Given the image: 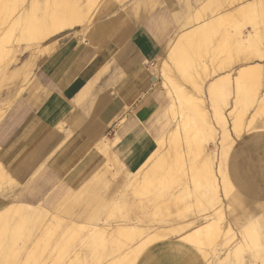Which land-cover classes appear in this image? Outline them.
Returning <instances> with one entry per match:
<instances>
[{
  "label": "bare ground",
  "instance_id": "bare-ground-1",
  "mask_svg": "<svg viewBox=\"0 0 264 264\" xmlns=\"http://www.w3.org/2000/svg\"><path fill=\"white\" fill-rule=\"evenodd\" d=\"M19 1L21 0H0L1 82L19 77H23L24 81L28 79L33 69L32 62L28 63L29 59L24 66L22 65L23 67L19 65L20 67L14 68L13 71L10 67L11 73L8 72V67L18 61L17 53L21 47L24 50H34L31 52V60L34 61L36 57L47 56L54 51L59 35L75 31L77 37L81 39L79 41L87 46L92 45L89 47L93 52L99 53L103 47L101 38L107 40L110 36L107 33L108 26L112 27L109 31L112 35L116 25H119L124 31L119 42L124 47V53L131 52L128 59H139L142 64L145 61L152 63L154 67L159 66L162 83L166 87V98L170 101L165 111L167 116L173 119L174 125L172 124L173 127L166 131L158 132L156 144L162 148L163 154L146 170L138 167L136 171H130L116 165V170L112 172V166L107 160L111 155L110 142H107L104 135L99 140L100 145L97 146L98 142L95 144L97 149L94 150L106 160L101 165L96 164L97 166L95 165L96 167L86 177L78 179L70 191L80 187L81 194L88 192L98 201H102L105 208L110 204L114 206L125 204L127 209L121 215V219L95 220L89 226H78V215L71 216L65 220L66 222L63 221L65 217L55 209L60 207L70 191L64 197L46 203L10 201L4 210H0V264H7L6 256L9 254L12 260L17 257L15 242L18 239H27L36 231L37 226L48 221H54L58 226L66 224V230L70 231L75 227L88 229L89 233L87 235L84 233V239L80 238L84 249L75 254V259L70 261L71 264L76 262L89 264L85 263L89 256L93 260H100L113 255L116 259L109 261V264H139L149 247L171 238L182 240L194 247L205 264H213L217 259L218 262L215 264H264V200H261L264 194L259 192L253 196L245 194L233 180L232 174L233 176L235 174L231 173L230 166L231 154L242 139L264 133V122L256 123L257 115L263 114L264 110V74L260 72L258 66L264 62V0H204L205 5L200 6L201 10L196 8L198 12L193 11L195 12L193 16L190 13L191 4L188 2L187 12L185 11L188 14L180 17L173 34L167 29L156 31L164 43L159 53L147 59L138 58L139 52L128 43L132 34L123 26L122 17L107 18L116 0H31L28 6L17 11V7L20 9L21 6L17 5ZM23 2L26 3V0L20 3ZM94 8L97 10L96 15H107L105 16L107 19L103 21L98 19L94 30L89 31ZM124 11L126 13V10ZM126 14L130 15L129 12ZM82 26L87 30H81ZM144 27L151 31L154 24H147ZM80 33L82 36H79ZM213 34L221 36L214 49ZM81 48L84 49L85 46ZM204 51L210 52L211 61H205ZM220 51L228 54L226 57L230 58V65L237 64L223 73H220L221 68L216 62L218 58L216 54ZM175 72L187 76L192 89L182 87L175 78ZM212 76L214 79L210 83L206 82L207 78ZM206 101L211 104V118L204 108ZM75 108L73 101L67 100V105L62 111L64 120L56 117L43 127L30 122L24 129L21 141L13 142L8 149L0 148V191L4 183L14 177L12 174L15 165L19 164L18 156L23 155L22 166H25L38 150H43V145H48L47 141L56 136L55 132H61L63 124L68 120L69 112ZM2 114L0 110V115ZM218 127L222 132L220 143L215 136V132L219 131ZM112 141L115 140L111 139ZM27 144H32L33 149L26 150ZM174 161L177 165H174ZM164 168L170 178L180 181L181 185L168 188L163 196L160 195L155 202H151L174 204L183 201L190 203L195 200L198 202L195 204L202 203L207 206L205 209L195 206L193 208L190 203L189 206L193 209L189 213L156 226L149 224L150 215L144 204L139 206L141 210L132 212L128 209L133 204L131 198L126 194L123 197L116 196L114 188L124 180L129 183L134 181V186H145L148 189L154 178L160 181L162 174L160 171ZM101 172L102 175L110 173L109 177L108 174L106 176L107 180L102 181ZM131 175L134 177L129 179ZM98 180L102 181L103 184L101 182L100 184L103 190L101 186L99 188ZM123 198L126 200L122 203ZM219 202H224L225 205L217 206ZM47 207H51L50 210ZM108 217L110 218V215ZM64 241L66 242L65 237L62 238L61 235L57 237L56 243L60 247L59 263L62 257L68 254L66 249L64 251L67 246L64 245ZM22 248L18 246L20 251ZM222 253L226 255L220 257Z\"/></svg>",
  "mask_w": 264,
  "mask_h": 264
},
{
  "label": "crops",
  "instance_id": "crops-1",
  "mask_svg": "<svg viewBox=\"0 0 264 264\" xmlns=\"http://www.w3.org/2000/svg\"><path fill=\"white\" fill-rule=\"evenodd\" d=\"M178 7L180 4L177 0H161L150 13H140L138 17L131 15V22L136 28L128 43L137 49L138 58H151L162 47L164 40L159 39L156 31L167 29L173 34L178 26L174 13ZM151 18L154 28L148 31L144 25ZM63 34L56 38V48L49 55L38 56L32 61V54L22 49L18 61L8 67L11 73L10 67L13 71L16 67L24 66L29 59L28 63L32 62L33 68L29 80L24 81L23 77H19L0 81V110L4 111L0 117L1 150L21 141L24 129L30 122L43 127L56 117L64 120L62 111L67 100H72L76 107L69 112L70 117L63 124L61 132H55L56 136L47 141L48 145H43V150H38L25 166H22L24 157L19 159V164L13 170L14 177L9 182L7 180L4 183L7 186L4 185L3 192L0 191V208L10 201L37 204L64 197L78 179L86 177L96 164L102 162L95 150L104 135L110 142V159L117 167L135 171L156 147L158 132L166 131L171 124L165 111L170 101L157 88L158 80L151 64L145 61L142 64L139 59L129 60L131 52L115 58L113 54L116 48L110 42H105L98 53L79 41L80 37L73 32ZM251 138L250 143H238L230 160L236 185L245 194L253 196L258 192L264 194V160L247 158L243 147L252 150L262 146L256 142L257 134ZM111 139L115 141L111 142ZM32 149V144L26 145V150ZM139 264L205 263L194 247L171 238L149 247Z\"/></svg>",
  "mask_w": 264,
  "mask_h": 264
},
{
  "label": "rangeland",
  "instance_id": "rangeland-1",
  "mask_svg": "<svg viewBox=\"0 0 264 264\" xmlns=\"http://www.w3.org/2000/svg\"><path fill=\"white\" fill-rule=\"evenodd\" d=\"M21 1H25V0H21ZM21 1H19L17 4L18 6L21 5L20 9H18L19 7H17V11H20L22 8L28 6V4L31 0H26V3L25 2L20 3ZM149 1L148 0H116L117 5L114 4V8L112 11L108 10L110 12L107 15H109L110 17L109 16L107 17V15H105V16L107 18H116V17L121 18L122 17L121 22H123V26L126 27V29L132 34L134 32L136 26H135V24H133V22H131L132 21L131 15L136 14L138 17V15L140 13L148 14L152 10H154L157 7V5L160 4L161 0H149ZM177 1L180 4V7H178V9H175V12H174L177 22L179 21L181 16L188 14V13L186 14L188 2L191 4V12H190L191 16H193L195 12H198L197 10H199V9L201 10L202 7L205 5L204 0H177ZM129 2H131V3H129ZM22 4H25V5L23 6ZM153 5H154V7H153ZM200 6H202V7H200ZM196 8H197V10H196ZM94 10H95V12H94ZM94 10H92V12H91V14H93V12H94V14L92 16L93 18H92L91 23H90L91 29L89 31L94 30V26L97 22L107 19V18H105L104 15H99V16L96 15L97 10L95 8H94ZM124 10H126V13L129 12L130 15H127ZM114 11L116 13H114ZM193 11H195V12H193ZM211 14L212 13H210V15ZM94 15H96V16L94 17ZM98 19H99V21H98ZM147 24H151V25L154 24L152 21V18L148 19L145 22V25H147ZM108 28L110 31V28H112V27L108 26ZM80 29L84 30L86 28L85 27L83 28V26H82ZM109 31L107 30L108 35H110L108 37L109 40L108 39L104 40L101 38V42L103 45L100 42L99 43L102 46H104L105 42L112 43L116 48V51L113 54V56L115 58H117L121 54L124 53V47H122V44L119 42L121 34L124 31L119 25H116V30L113 31L114 34L111 35ZM68 32H73L74 34H76V36H78L77 33H75V31H68ZM4 33H5V31H4ZM1 34H2V31L0 30V35ZM81 34L82 33H80L79 36H82ZM215 36H217V37H215ZM218 36L219 35H217V34H213L214 38L212 40L214 43L210 40L211 43H213V45L209 42L213 46L212 47L213 49L215 48L214 45L215 46L217 45L215 43L220 41L221 36H219V37ZM83 38H85V37H83ZM215 40H217V41H215ZM89 46H92V45H89ZM21 48L23 49V47H21ZM22 49L20 50V48H19V51L17 53L18 54L17 57H19ZM28 51L30 53L31 52L33 53L34 50L29 49ZM159 51H160V49L157 51V53H159ZM208 52H205L203 54L205 61H211V54H210V52L209 53ZM216 55L218 58L216 57ZM216 55H215V58H217L216 62H218L217 66L221 68L220 73L226 72L231 66L237 65L234 63L232 65L229 64L230 58L226 57V56H228V54L226 52L224 53L223 51H220V53L218 52ZM164 58H165V55H164ZM14 63H16V62H14ZM147 64H150V63H147ZM151 66L154 70L156 69L153 72V74L155 75L156 80H158V82H157L158 87L157 88L162 90V92H161L162 96H164L166 98V93H165L166 87L162 83L163 78L159 72V69H158L159 66L154 67V65L152 63H151ZM258 66H260V72L262 74H264V62H262V64H260ZM155 72H156V74H155ZM175 75H176L175 78H177V81L180 83V85H182V87L186 88L187 90L192 89L190 80L188 79L187 76H183L179 72H175ZM31 76H32V73H30L27 80H29L31 78ZM213 79H214V76L208 77L206 82L210 83ZM23 89H25V88H23ZM161 93H159V94L161 95ZM167 106H168V104H167ZM210 106H211V104H209V102L206 101V105L204 108H205V111H206L209 118H211V114H212V108ZM262 113L263 114H258L256 117V123L257 124H262L264 122V110ZM1 116L2 115H0V117ZM197 117H199V115ZM169 120L171 123L169 127L172 128L174 125L173 119L169 117ZM169 127L167 128V130L170 129ZM217 129L219 131L215 132V136H216L217 141L220 143L222 132L220 131L219 127ZM251 139L250 138L249 139L244 138L241 141H247L248 143H250ZM256 142L259 144V146L260 145H262V146L255 148V149H252V150L249 148H243V149L245 150V152L247 154V158L249 160L250 159H253V161L254 160L255 161L264 160V133L263 134L262 133L257 134ZM24 152L25 151H23V153ZM162 154H163L162 148L156 144V147L146 157V159H148V162L145 163V161H146V159H145L139 167H141L142 169H145V170L148 169L149 167L154 165V163L160 157H162ZM22 156L23 155H20L18 157L21 158ZM101 158H102V162H100L99 165L103 164V162L106 160L103 157H101ZM107 160H108L109 165L112 166L111 171L113 172L114 170H116V168H115L116 164L110 158H107ZM231 164H232V160H230V166H231ZM174 165H177V163L175 162ZM160 173H162L160 181H159V179L154 178L153 182L149 185L148 189L145 186L144 187L134 186L133 185L134 181H131V183H129L128 181L123 180L120 184H118V185L116 184V187L114 188V192L115 191L116 192L114 194L116 196H119V197H123L124 194L128 195V197L131 198L130 199L131 203H133L131 205V207H128V209L132 210V212H138V210L142 209L139 206L144 204L145 209L149 212V215H150L149 221H151V222H149V224L152 223L153 225H156V226H160V225L166 223L167 221H171L173 219H179V217L185 215L186 213H189V211L192 210L194 208V206H195V208L199 207L201 209H205L204 207H206L207 204H206V206H204L201 202H199L203 205L202 206L201 204H199V205H201V206H199V205H197L198 202H195V200H193V202H190L192 204L193 208L189 206V204H190L189 202H184V201L180 202V203H174V204H171L169 202H163V203L158 202V204L154 203L159 198L160 195L161 196L164 195L163 193L168 188H174L176 186L181 185L180 181L173 180L170 178V176L168 175V172L165 168L162 169L160 171ZM107 174H108V176H107ZM107 174L102 175V172H101L102 181L104 179L107 180L106 176L107 177L110 176V173H107ZM132 177H134V175H131L129 177V179ZM102 181L98 180V182H97V183H99L98 184L99 188H100L101 184H103ZM100 182H101V184H100ZM111 184L112 183H110V185ZM110 187L112 188V186H110ZM79 190H80V187H77L76 190L70 191L69 193H67V195L63 199L60 207L55 209L56 212L58 210V212L62 215V217L63 216L65 217V218H63L64 219L63 221H65L66 219L70 218L73 215H78L77 218L78 217L79 218L77 221V225L78 226H85V225L89 226L95 220H102V221L104 220L105 221V219H107V218L110 220L112 218H113V220H118V218L121 219V215L124 214L126 209H127V207L124 206L125 204L122 206H114V205L110 204V206L105 208L103 206L102 201H98L97 198L92 197L88 192H84L83 194H81ZM101 190H103L102 186H101ZM96 192L99 193L98 191H96ZM81 195H83L82 198H79ZM125 200H126V198H123L122 203ZM151 201H154V202H151ZM195 203H197V204H195ZM224 205H225L224 202H219L217 204V206H220V207H223ZM67 206H68V208H67ZM5 207H6V205L4 207L0 208V210H4ZM50 208L51 207H47L48 210H50ZM159 208L161 211L159 210ZM73 210H75V211H73ZM156 210H157V212H156ZM53 212H54V210H53ZM207 212H209V211H207ZM80 214H81V216H80ZM108 215H110V218L108 217ZM151 218H152V220H151ZM65 225L66 224H62L61 226L60 225L58 226V224L54 221H51V222L48 221L47 223L42 222L41 225L37 226L36 231L33 234H31V236H29L27 239H23V240L18 239L15 242V244H17V251H16L17 257L14 258V260H12L11 254L7 255L6 256L7 264H71L70 261L72 259H75V254L78 251H80L81 249H84V247H83L84 245L81 244L82 242H81L80 238L82 237V239H84L83 235L84 236H85V234L87 235L89 233V231L87 228L84 229V227H77V228L75 227L77 230H75V228H74L73 231H70V230H66L67 227ZM38 228H39V230H38ZM81 228H82V230H80ZM235 228H236V226H235ZM60 235L62 236V238L65 237L66 242L64 241V245L67 244V246L64 248V251L66 249L68 254L66 253L67 256L62 257V261L59 263L58 259L60 260V255H58V253L60 251V247L56 243V240H57V237ZM85 245H87V244H85ZM18 246L23 247L21 249V251L18 249ZM85 252H86V250H85ZM225 255H226V253L225 254L222 253L220 255V257H224ZM6 258H3V259H6ZM114 259H116L114 255L109 256L106 259L102 258L100 260H93L92 257L89 256L86 258L85 263L88 262L89 264H107V263L109 264V261L111 262V260H114ZM217 262H218V259H217V261H214L213 264H215ZM75 264H78V263L76 262Z\"/></svg>",
  "mask_w": 264,
  "mask_h": 264
}]
</instances>
